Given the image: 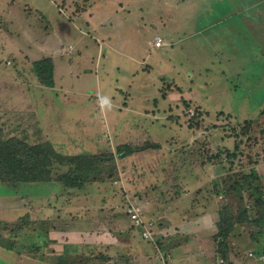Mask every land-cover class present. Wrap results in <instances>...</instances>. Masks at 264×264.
Instances as JSON below:
<instances>
[{
    "label": "rangeland",
    "instance_id": "1",
    "mask_svg": "<svg viewBox=\"0 0 264 264\" xmlns=\"http://www.w3.org/2000/svg\"><path fill=\"white\" fill-rule=\"evenodd\" d=\"M105 1H110L112 7L114 0L98 2ZM241 1L262 6L264 0ZM23 2L43 8L46 16L53 12L49 11L52 8L47 0H16L11 12L15 24L22 32L31 29L28 22H35L33 25L38 28L44 26L38 16L20 12ZM85 2H76L77 8L86 7ZM133 4L143 9L140 40L131 38L126 47L121 46V21L113 18L112 26H108L113 30L108 40L111 44L103 48L105 55L96 61V75L94 70L79 74L83 66L94 67L88 60L95 53L89 37L83 36L86 52L76 65L64 67L55 57L53 72L58 83L54 87L61 89L63 95L58 89L43 87L36 78L31 63L37 56L24 50L25 46L29 47L25 43L33 42L0 20V138L51 144L53 151L63 157L51 159L50 179L45 182L0 181V264H48L60 257L54 251L57 246L47 245L44 239L39 214L43 207L60 211L78 210L83 205L84 208L118 207L127 216L125 205L129 201L141 208L144 218L158 219L159 230L169 222L167 216L177 218L181 207L185 210L184 218L206 213L208 227H215L210 231L212 240L217 245L223 242L226 247L220 264H260L252 256H264V112L261 113L264 79L248 85L229 78L222 84L216 79L218 74L204 65V57L187 59L183 43L177 50H170L164 44L160 48L149 46L148 41L153 43L158 33L155 27L164 21V14L171 22L176 18L180 32L186 5L183 2L174 7L171 3L169 7L163 0L159 3L140 0L139 4L133 0ZM93 11V20L98 21L103 18L105 8L96 7ZM53 19L58 21L56 16ZM255 32L259 35L258 30ZM68 33L73 38L78 34L73 27ZM33 47L30 50L37 53ZM252 58L255 57L245 55L241 60L249 62ZM144 62L151 65L149 71L143 69ZM168 63L175 65L174 82ZM192 66L199 71L210 67L209 83L194 88L201 93L200 104L185 95L188 89L185 91L184 80ZM194 73L197 74L196 70ZM261 75L256 74L258 78ZM112 87L122 91L114 92ZM97 91L103 102L99 101ZM132 125H138L141 131H133ZM125 143L136 147L157 146L118 156L116 147ZM166 148L171 152L163 151ZM70 156L81 157L83 163L67 159ZM73 172L79 187L67 186L64 193L57 185L49 184L63 185V181L57 180L60 174ZM148 173L153 177L158 174L162 180L157 183L150 177L145 180ZM91 182L96 183L89 185ZM105 184L114 187L116 197L108 199L101 194L107 193ZM189 188L192 199L181 206L167 203ZM52 192L60 196L59 200L55 197V202L47 205L42 197ZM82 192L85 199L79 200ZM155 202L165 206L161 218L152 212L157 206ZM30 210L39 215L31 216ZM223 218L225 225H231L225 239L217 234V225L223 224ZM170 221L175 222L172 218ZM167 228L175 235L179 233L178 227ZM167 228L163 230L164 236L168 235ZM27 252L31 254L26 260Z\"/></svg>",
    "mask_w": 264,
    "mask_h": 264
},
{
    "label": "crops",
    "instance_id": "2",
    "mask_svg": "<svg viewBox=\"0 0 264 264\" xmlns=\"http://www.w3.org/2000/svg\"><path fill=\"white\" fill-rule=\"evenodd\" d=\"M15 1L3 0L0 3V20H4L3 24L6 23L8 28L15 29L18 31L17 33H22L26 40L33 42L25 43L29 47L25 46L24 50L32 52L34 56H37V59L50 57L53 62V71L56 64L55 57H57V60L59 58V61L63 62L64 67L70 68L73 64H77L79 57L83 55V52H86L83 51V47L87 46L86 42L82 43L83 36H85L93 40L95 53L94 55H90L88 60L94 63V67L83 66L79 74L94 70V74L96 75V61L105 55L102 52L103 48H107L111 44L108 40L111 38L113 30L112 27L108 26H112L113 18H119L121 21V33L123 34L121 46L126 47L127 42L131 38L133 40H140L139 31L144 21L142 17L143 9L133 6V0H114L112 7L108 3L110 1L99 3V0H87L85 2L87 6H83L81 9H78L76 6V2H79V0H47L53 9H49V11L54 12H50V16L45 15L43 8L36 7L29 2H23L19 6L20 12L38 16V19L43 20L45 23L44 26L42 24L38 28L33 25L35 22H28L26 24L31 29H27L24 32L15 24L16 21L13 15H11V12L14 11ZM139 1L137 0V4H139ZM155 1L157 3L161 2V0ZM218 1L222 4H216ZM218 1L163 0V4H167L169 7H171V3L174 7L177 3H185L186 12L184 19H182L183 26L179 25V32L176 27V18L174 17V20L171 22L172 19H168L169 16L167 17L164 14V21L158 22V28L155 27L156 30L158 29V33L155 35L153 43L148 41V45L160 48L164 44L170 46V50L173 48L177 50L178 45L183 43L186 48L187 59L189 60V57H204V65H209L212 68V72L218 74L216 79L221 83L227 81L229 78L231 80L236 78L240 83H247L248 85L255 83L256 80L263 81L264 1L262 0V6L257 2H243L241 0ZM96 7H101L102 10L105 8L103 18L98 21H94L92 17L93 8ZM53 16H56L58 21L54 20ZM72 27L80 34H75L76 38L69 36L68 32ZM182 28L184 31H182ZM255 29L258 30L259 35L255 32ZM157 38H160L159 45H156ZM32 46L37 50V53L30 50ZM78 46L82 48V51ZM245 55L255 58H252L249 62L242 61L241 57H245ZM144 64L143 69L149 71L152 68L150 64H146L145 62ZM167 66L170 73H172L171 80L174 82L176 75L172 72V68L175 69V65L171 66L168 63ZM192 67L191 70L187 71L185 76V91L188 89L185 95L194 98L197 101L196 103L200 104L199 97L201 93L194 90V88L200 89L209 83L207 80V69L210 67L202 68L200 71L195 69L194 66ZM195 70L197 74L194 73ZM259 72L262 73L260 78L256 76ZM196 75L198 77H195ZM161 79H165V77H161ZM57 83V79L55 78L54 85ZM174 84L178 86L177 83ZM178 87L183 90L182 86ZM48 88L58 89L61 95L64 94L61 89L54 86ZM66 90L68 91V89ZM112 90L114 92L116 90L122 91L118 87H112ZM100 94V91H97L96 95L99 101L103 102L99 97ZM131 129L137 132L141 131L138 125H132ZM132 143L135 144L134 142ZM163 151L171 152L169 148ZM160 167L163 168L164 166ZM154 176L148 173L145 180H150L151 178L156 183L162 180L158 174H154ZM107 181L104 180V182ZM96 182H91L89 185H95L93 183ZM110 183L113 184L112 182ZM49 184L57 185L56 187L59 191L63 190L64 193L66 192L64 188L67 186L55 182ZM106 186H108L106 187L107 193L101 194L105 195L108 199L116 197L113 191L114 187ZM75 189L78 190L79 188L76 187ZM84 195L83 192L79 193L78 199H85ZM55 197L58 202L60 196L58 194L54 195L53 192L48 193V195L42 198L43 200L46 199L45 201L48 205L51 202H55ZM188 199H192L191 189L188 192H179L176 199L170 200L167 203L169 205L176 203L175 205L181 206ZM100 201L105 202V199H101ZM155 204L157 206L152 208V212H155L156 216L161 218L162 208L165 206L162 204L160 207V204L156 202ZM81 208H84V205L77 208L78 210L69 211L67 208L60 211L59 209L56 210L47 206L43 207L39 213L41 224L44 225V228L41 227L44 239L46 238L47 245L57 246V249L54 251H56L57 256H60L57 260L50 261L48 264H155L159 253L166 255V264H220L223 260L218 252L216 241L212 240L211 234L213 233L211 232L210 234V231L215 227H208L206 213L184 218L185 210L184 207H181L176 219H173V216L169 215L175 222H171V218L166 215L169 222L166 225L163 224L161 230L157 226L156 233L159 242L154 244L139 236L138 231L132 227L131 221L124 214L123 210L118 207L114 209L106 206L103 208L91 206L85 207L86 209ZM29 212L31 216L32 213L33 215H39L37 212H32V210ZM156 221L158 222V219ZM171 226L178 227L179 233L175 235L173 232H170L167 227L172 230L175 228ZM45 227H47L46 230ZM166 228L168 229V235L164 236L163 230ZM209 228L211 229L208 230ZM174 232L176 233V231ZM29 254L31 253L26 255V260L30 259L28 257ZM228 257L230 258V254Z\"/></svg>",
    "mask_w": 264,
    "mask_h": 264
},
{
    "label": "trees",
    "instance_id": "3",
    "mask_svg": "<svg viewBox=\"0 0 264 264\" xmlns=\"http://www.w3.org/2000/svg\"><path fill=\"white\" fill-rule=\"evenodd\" d=\"M33 72L38 79L39 83L45 87L54 86L53 75V62L50 57H42L32 61ZM264 110L261 111L263 113ZM250 123V121H247ZM51 144H28L25 140L19 138H0V181L16 183V182H45L50 179L51 165L53 157L62 159V155L53 151ZM156 144H145L139 147L131 146L130 144H119L116 147V154L118 156H125L133 152L145 149L147 147H155ZM85 154V152L83 153ZM113 154L110 155L112 158ZM79 156H70L67 159L76 160L79 163H83V160H79ZM59 181H63V186H80V182L73 173H63L57 178ZM223 218L222 223L218 224V236L225 239L230 232V224H224L226 222ZM133 227V226H132ZM222 230V231H221ZM221 231V232H220ZM216 234V236H217ZM159 242L158 237L156 243ZM223 242L218 244V252L223 257L226 253V247ZM14 248V246L12 247ZM225 252L223 253V251ZM166 256V255H165ZM258 256V255H257ZM256 257V256H255ZM254 257V258H255ZM65 263V262H64ZM264 263V262H263Z\"/></svg>",
    "mask_w": 264,
    "mask_h": 264
},
{
    "label": "built area",
    "instance_id": "4",
    "mask_svg": "<svg viewBox=\"0 0 264 264\" xmlns=\"http://www.w3.org/2000/svg\"><path fill=\"white\" fill-rule=\"evenodd\" d=\"M160 38L156 39V45H159ZM191 115L193 111L190 110ZM125 212L131 221L132 226L138 231L139 236L149 242L156 243L157 241V223L153 219L144 218L141 212V208L138 205H134L132 202H127L125 205ZM156 226V228H155ZM251 255V254H250ZM255 257V256H252ZM261 264L264 262V256L258 255L255 257ZM155 264H166V256L159 253V257Z\"/></svg>",
    "mask_w": 264,
    "mask_h": 264
}]
</instances>
